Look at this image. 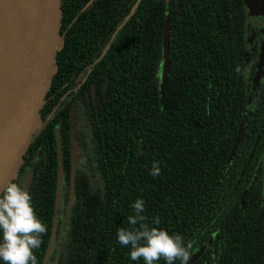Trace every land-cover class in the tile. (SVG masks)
Here are the masks:
<instances>
[{
	"label": "trees",
	"instance_id": "16d2710c",
	"mask_svg": "<svg viewBox=\"0 0 264 264\" xmlns=\"http://www.w3.org/2000/svg\"><path fill=\"white\" fill-rule=\"evenodd\" d=\"M89 1L64 2L56 87L74 88L91 69L86 90L95 84L99 119L89 152L103 185L91 189L87 173L77 172L65 241L54 244L46 264H143L115 242L137 197L159 227L191 242L190 258L204 248L192 264H264V76L258 92L245 0H142L127 22L137 0H95L85 8ZM167 16L171 71L161 93ZM56 106L53 97L44 116ZM50 129L36 137L30 158ZM64 131L69 136V122ZM52 160L30 192L47 225L37 264L45 263L54 225ZM153 161L157 177L148 174Z\"/></svg>",
	"mask_w": 264,
	"mask_h": 264
},
{
	"label": "water",
	"instance_id": "95a60500",
	"mask_svg": "<svg viewBox=\"0 0 264 264\" xmlns=\"http://www.w3.org/2000/svg\"><path fill=\"white\" fill-rule=\"evenodd\" d=\"M94 1L90 0L85 8ZM141 1L137 0L124 22L131 19ZM64 2L65 0H0V188L17 180L31 145L42 130L45 109L56 89L60 54L66 43ZM245 4L249 17L264 18V0H245ZM261 33L263 39L254 83L259 81L264 72V27ZM170 40L171 20L167 16L161 93L166 89L171 71ZM95 95L94 85V98ZM75 130L76 123L72 118L73 169L79 160ZM61 168L58 172L53 231L44 264L49 261L57 238L63 181ZM29 186L30 175L25 178L22 187L29 191ZM244 196L245 193L242 196V205ZM203 250L204 248L194 253L188 264L197 261ZM57 262L56 259L53 264Z\"/></svg>",
	"mask_w": 264,
	"mask_h": 264
},
{
	"label": "flooded vegetation",
	"instance_id": "af4514ba",
	"mask_svg": "<svg viewBox=\"0 0 264 264\" xmlns=\"http://www.w3.org/2000/svg\"><path fill=\"white\" fill-rule=\"evenodd\" d=\"M263 27V17H250L249 29L250 31H253V36L249 37V42L251 43L250 57L253 59L256 56L255 74L253 79L255 78L258 70L257 63L260 54V46L263 39V35L261 33ZM90 71L91 69L88 68L87 72L79 75L77 81L80 84L74 88L68 84L56 87L51 99L54 97V99L57 101V106L52 112L44 116V124L42 127L43 130L44 128L47 129L48 125H51L50 132L53 131V134L48 135L46 140L42 141V144L38 147V150L34 156L30 158L28 154L20 170V175L16 180L18 184L23 186V181L28 175H30L29 192H31L35 187L37 180L39 179L38 182L40 184L42 177L47 174L49 166L52 165L53 162L52 158L55 157L57 161V184L59 168L62 167L61 170L63 172V181L61 186V202L59 210H62V216L60 219L63 220V223L60 227L57 226V228L59 227L60 229L58 230V236L55 241V243L59 245L61 243L63 244L65 241V232L68 228L69 214L71 213L72 207L76 202V193H79L76 186L77 172L85 171L87 173L86 177L88 178L91 189L94 188L98 190L99 187L103 185V182H101L99 177L100 170L98 167L92 165L95 159L89 152L93 148V125L95 121L99 119L98 92H96L95 98L93 96V87L95 84L91 85L89 93H87L86 90V84L89 81L88 75ZM263 76L264 72L261 74L258 82H253V88H255L258 92L263 87L261 84V79ZM93 109L96 110V115L94 114ZM95 116L97 118H95ZM72 118H74L76 123L75 138L78 148L77 155L79 157L74 169L73 158L71 154ZM68 122L69 136H67L64 131V128H66ZM78 130L80 131L79 134ZM86 146L88 149H86Z\"/></svg>",
	"mask_w": 264,
	"mask_h": 264
},
{
	"label": "clouds",
	"instance_id": "9594fccd",
	"mask_svg": "<svg viewBox=\"0 0 264 264\" xmlns=\"http://www.w3.org/2000/svg\"><path fill=\"white\" fill-rule=\"evenodd\" d=\"M160 173L159 163L153 161L148 174L157 177ZM129 207L127 227H117L115 233L116 244L128 248L129 261L188 264L191 242L185 241L180 233H169L159 227L158 216L145 215L142 197L135 198ZM46 231L47 225L36 215L29 191L11 181L0 188V264H37L34 252L40 248Z\"/></svg>",
	"mask_w": 264,
	"mask_h": 264
},
{
	"label": "rangeland",
	"instance_id": "374dc122",
	"mask_svg": "<svg viewBox=\"0 0 264 264\" xmlns=\"http://www.w3.org/2000/svg\"><path fill=\"white\" fill-rule=\"evenodd\" d=\"M249 35L252 37L253 36V31L251 30L250 32H249ZM56 244V243H55Z\"/></svg>",
	"mask_w": 264,
	"mask_h": 264
}]
</instances>
